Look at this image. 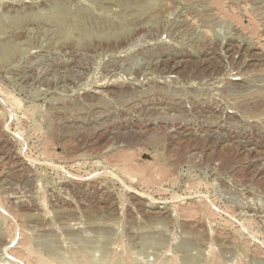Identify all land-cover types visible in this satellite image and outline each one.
<instances>
[{
  "label": "rangeland",
  "instance_id": "374dc122",
  "mask_svg": "<svg viewBox=\"0 0 264 264\" xmlns=\"http://www.w3.org/2000/svg\"><path fill=\"white\" fill-rule=\"evenodd\" d=\"M0 264H264V0H0Z\"/></svg>",
  "mask_w": 264,
  "mask_h": 264
}]
</instances>
